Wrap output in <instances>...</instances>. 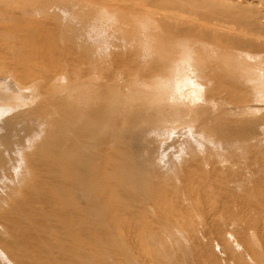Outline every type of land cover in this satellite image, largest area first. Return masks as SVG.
I'll use <instances>...</instances> for the list:
<instances>
[{"label":"rangeland","instance_id":"374dc122","mask_svg":"<svg viewBox=\"0 0 264 264\" xmlns=\"http://www.w3.org/2000/svg\"><path fill=\"white\" fill-rule=\"evenodd\" d=\"M0 9V264H264V0Z\"/></svg>","mask_w":264,"mask_h":264},{"label":"bare ground","instance_id":"6f19581e","mask_svg":"<svg viewBox=\"0 0 264 264\" xmlns=\"http://www.w3.org/2000/svg\"><path fill=\"white\" fill-rule=\"evenodd\" d=\"M13 1H14V0H13ZM165 2H166V1H165ZM17 3H18V2H17ZM121 3H122V2H121ZM172 3H173V2H172ZM47 5H48V4H47ZM33 7H35V6H33ZM14 8H16V7H14ZM14 8H13V9H14ZM42 8H43V7H42ZM47 8H48V6H47ZM24 9H25V8H24ZM34 10H35V9H34ZM49 10H50V9H49ZM49 10H48V11H49ZM9 11H10V12H9ZM13 11H14V10H13ZM15 11H16V10H15ZM15 11H14V12H15ZM55 11H56V10H55ZM57 11H58V10H57ZM167 11H168V10H167ZM14 12H11V10H8V11H7V10H4V9H3V10L0 9V14L3 15V18H2L3 21H1V22H4V24H5V27H4V28H5L6 32H7V31L10 32V31H12L13 29H14L13 32H15V29L18 30V28L23 27V26H24L23 24L26 23V21H25V19H24L26 16L23 17V18L21 17V16H23V13H24V12H22V15H20L21 13H18V12H17L18 15H16L17 13H14ZM49 12H50V11H49ZM57 13H58V12H57ZM68 13H69V12H68ZM24 14L27 15V16H30V13H28V14L24 13ZM45 14H46V12H45ZM47 14H49V13H47ZM55 14H56V13H55ZM58 14H59V13H58ZM74 14H75V13H74ZM120 14H121V13H120ZM173 14H174V13H173ZM19 15H20V16H19ZM0 16H1V15H0ZM37 16H38V15H37ZM37 16H36V17H37ZM169 16H170V15H169ZM20 17H21V18H20ZM34 17H35V16H34ZM34 17H33V18H34ZM29 18H30V17H29ZM29 18L27 17L26 19H29ZM41 18H42V17H41ZM43 18H44V17H43ZM54 18H55V17H54ZM30 19H31V21L33 20L32 18H30ZM35 19H36V18H35ZM39 19H40V18H39ZM47 19H48V18H47ZM68 19H69V18H68ZM22 20H24L25 22L23 21V23H22ZM40 20H41V19H40ZM40 20H38V21H40ZM56 20H57V19H56ZM27 21H28V20H27ZM31 21H30V23H31ZM43 21H44V20H43ZM45 21H46V20H45ZM57 21H59V19H58ZM61 21H62V20H61ZM50 22H51V21H50ZM55 22H56V21H55ZM63 22H64V21H63ZM19 23H20V24L22 23V24H21V25H22L21 27H20V24H19ZM58 23H59V22H58ZM165 23H166V22H165ZM195 23H196V22H195ZM200 23H201V22H200ZM16 24L19 25V27L17 26L18 28H17V27L14 28V27L16 26ZM33 24H34V23H33ZM41 24H42V23H41ZM49 24H50V23H49ZM54 24H56V23H54ZM54 24H53V25H54ZM68 24H69V23H68ZM0 25H1V24H0ZM2 25H3V23H2ZM25 25H26V24H25ZM43 25H44V24H43ZM60 25H62V24H59V26H60ZM26 26L28 27V25H26ZM44 26H45V25H44ZM168 26H169V25H168ZM39 27H40V26H39ZM41 27H42V26H41ZM52 27H53V26H52ZM54 27H55V25H54ZM187 27H188V26H187ZM55 28H58V26L55 27ZM70 28H71V27H70ZM9 29H11V30H9ZM23 29L25 30L24 27L22 28V30H23ZM60 29H61V28H60ZM17 30H16V33H17L19 30H20L19 33H21V29H19L18 31H17ZM71 30H72V29H71ZM163 30H164V29H163ZM45 31H46V30H45ZM13 32H12V34H14ZM23 32H24V31H23ZM23 32H22V33H23ZM25 32H27V31L25 30ZM25 32H24V33H25ZM55 32H56V31H55ZM7 33H8V32H7ZM10 33H11V32H10ZM27 33H28V32H27ZM42 33H44V32H42ZM42 33H41V34H42ZM67 33H68V32H67ZM72 33H73V32H72ZM8 34H9V33H8ZM25 34H26V33H25ZM30 34H31V33H30ZM44 34H45V33H44ZM49 34H50V33H49ZM5 35H6V34H5ZM42 36H43V35H42ZM29 37H30V36H29ZM53 37H55V36H53ZM170 37H171V36H170ZM62 38H63V37H62ZM19 39H20V38H19ZM42 39H43V37H42ZM58 39H59V38H58ZM22 40H23V39H22ZM49 40H50V38H49ZM209 40H210V39H209ZM55 43H56V42H55ZM21 44H22V43H21ZM9 45H10V44H9ZM10 46H11V45H10ZM43 46H44V45H43ZM205 47H206V46H205ZM207 48H208V47H207ZM25 49H26V48H25ZM169 49H170V48H169ZM136 50H137V49H136ZM18 51H19V50H18ZM21 52H22V51H21ZM175 52H176V51H175ZM3 53H4V52H3ZM13 53H14V52H13ZM14 55H15V54H14ZM14 57H16V56H14ZM95 60H96V59H95ZM169 61H170V60H169ZM132 64H133V63H132ZM64 66H65V65H64ZM168 67H169V66H168ZM169 68H170V67H169ZM162 69H163V68H162ZM97 70H98V69H97ZM166 70H167V69H166ZM158 71H159V70H158ZM28 74H30V73H27V75H28ZM29 76H30V75H29ZM218 78H219V77H218ZM57 80H58V79H57ZM42 82H43V81H42ZM76 86H77V85H76ZM55 88H56V87H55ZM51 93H52V92H51ZM51 97H52V95H51ZM59 98H60V97H59ZM98 101H99V100H98ZM45 102H46V101H45ZM66 102H67V101H66ZM52 103H53V102H52ZM57 103H58V102H57ZM74 104H75V103H74ZM96 104H97V103H96ZM64 105H65V104H64ZM90 105H91V104H90ZM59 106H60V105H59ZM67 106H68V105H67ZM70 107H71V105H70ZM70 107H69V108H70ZM59 108H60V107H59ZM60 109H61V108H60ZM75 109H76V108H75ZM69 110H70V109H69ZM42 111H43V110H42ZM46 111H47V110H46ZM46 111H45V112H46ZM55 111L57 112L56 108H55ZM55 111H54V113H52L53 116H54V114H55V116H56V112H55ZM97 111H98V110H97ZM138 111H139V110H138ZM43 112H44V111H43ZM50 112H51V111H50ZM58 112H59V110H58ZM61 112H64V111H61ZM68 112H69V111H68ZM76 112H77V111H76ZM64 113H65V112H64ZM66 113H67V112H66ZM92 113L96 114V115H95V119H93V120H97V119H96V118H97V117H96V116H97V113H96V112H92ZM138 113H139V112H138ZM141 113H142V112H141ZM39 114H40V113H39ZM57 114H58V113H57ZM59 114H60V113H59ZM70 114H71V113H70ZM75 114H76V113H75ZM88 114H89V113H88ZM90 114H91V113H90ZM105 114H106V113H105ZM50 115H51V113H50ZM50 115H48V116H50ZM62 115H64V114L62 113ZM62 115L60 114L59 116H62ZM76 115L79 116V114H76ZM80 115H81V114H80ZM142 115H143V114H142ZM46 116H47V115H46ZM66 116H67V115H66ZM69 116H70V115H69ZM64 117H65V116H64ZM80 117H81V119L83 120L85 116H83V118H82V116H80ZM90 117H91V116H90ZM39 118H40V117H39ZM44 118H45V117H44ZM46 118H47V117H46ZM48 118H49V117H48ZM57 118H58V116H57ZM59 118L61 119L62 117H59ZM59 118H58V120H59ZM65 118H66V117H65ZM65 118H64V119H65ZM70 118H73V117H70ZM75 118H76V116H75ZM87 118H88V117H87ZM52 119H53V120H52ZM52 119H51L52 121L57 122L56 124H55V122H54L55 125H57V124L60 123V122H58V120H55L56 117H55V119H54V117H52ZM62 119H63V118H62ZM64 119H63V120H64ZM67 119H68V118H67ZM78 119H79V118H78ZM98 119H100V118H98ZM45 120H47V119H45ZM72 120H73V119H72ZM75 120H76V119L73 120L74 123H73V126H71V128L74 127L73 129H75V127H76V129H77L78 127L81 126V124H84V123H85V122H84V123H81V124H80V123H78V120H76L77 122H76ZM48 121H49V119H48ZM60 121H61V120H60ZM84 121H85V120H84ZM91 121H92V120H91ZM49 122H50V121H49ZM67 122H68V121H67ZM95 122H96V121H95ZM99 122H100V121H99ZM42 123H43V122H42ZM77 123H78V124H77ZM93 123H94V122H93ZM47 124H48V123H47ZM51 124H52V122H51ZM64 124H65V122L63 123V125H64ZM66 124H67V123H66ZM66 124H65L64 126H66ZM68 124H69V123H68ZM60 125H61V124H60ZM84 125H85V124H84ZM57 126H59V125H57ZM61 126H62V125H61ZM82 126H83V125H82ZM91 126H92V125H91ZM7 127H8V126H7ZM55 127H56V126H55ZM66 127H68V126H66ZM14 128H15V127H14ZM17 128H18V127H17ZM56 128H57V127H56ZM63 128H64V127H63ZM63 128H62V129H63ZM69 128H70V125H69ZM88 128H89V127H88ZM5 129H7V128H5ZM9 129H10V128H9ZM65 129H66V128H65ZM67 129H68V128H67ZM67 129H66V130H67ZM76 129H75V130H76ZM79 129H80V128H79ZM7 130H8V129H7ZM66 130H65V131H66ZM77 130H78V129H77ZM8 131H9V130H8ZM57 131H58V130H57ZM61 131H62V130H61ZM65 131L63 130L64 133H65ZM68 131H69V130H68ZM5 132H6V131H5ZM59 132H60V131H59ZM66 132H67V131H66ZM71 132H72V131H71ZM71 132H70V133H71ZM79 132H80V130H79ZM3 133H4V132H3ZM64 133H63V134H64ZM90 133H91V132H90ZM4 134H6V133H4ZM10 134H11V133H10ZM10 134H9V136H10ZM73 134H75V133H73ZM78 134H79V133H78ZM95 134H96V133H95ZM71 135H72V134H71ZM4 136H5V135H4ZM6 136H7V135H6ZM9 136H7L6 138H8ZM92 136H93V134H92ZM71 137H72V136H71ZM74 137H75V136H74ZM93 137H94V136H93ZM63 138H64V137H63ZM65 138H67V137H65ZM76 138H77V137H76ZM7 140H8V139H7ZM62 140H63V139H62ZM68 140L70 141L69 138H68ZM90 140H91V138H90ZM5 141H6V140H5ZM17 141H20V140H17ZM60 141H61V140H60ZM9 142H10V141H9ZM20 142H21V141H20ZM40 142H41V141H40ZM70 142H71V141H70ZM88 142H90V141H88ZM21 143H22V142H21ZM21 143H20V145H21ZM56 143H57V142H56ZM58 143H59V142H58ZM91 143H92V141H91ZM64 144H65V143H64ZM74 144H76V142H75ZM74 144H72L73 147H75ZM85 144H86V143H85ZM1 145H2V144H1ZM81 145H82V144H81ZM94 145H95V144H94ZM7 146H8V144H7ZM7 146H6V147H7ZM64 146H65V145H64ZM76 146H77V145H76ZM44 147H45V146H44ZM56 147H58V146L56 145ZM89 147H90V145H89ZM91 147H93V146L91 145ZM61 148H62V147H61ZM75 148L77 149L78 146L75 147ZM127 148H128V147H127ZM1 149H2V148H1ZM9 149H10V148H9ZM12 149H13V147H12ZM41 149H42V147H41ZM58 149H60V148H58ZM68 149H69V148H68ZM83 149H84V148H83ZM83 149H82V150H83ZM87 149H88V148H87ZM93 149H94V148H93ZM2 150H3V149H2ZM74 150H75V149H74ZM7 151H8V150H7ZM21 151H22V149H21ZM27 151H29V150H27ZM72 152H73V151H72ZM123 152H124V151H123ZM12 153H13V152H12ZM73 153H74V152H73ZM82 153H83V151H82ZM74 154H75V153H74ZM74 154H73V155H74ZM79 154H80V153H79ZM86 154H87V153H86ZM86 154L83 153L82 158L85 159V157H86V158L88 157V159H89L91 156L86 155ZM118 154H119V153H118ZM67 155H69V154H67ZM70 155H71V154H70ZM76 155H77V154H76ZM29 156H30V155H29ZM31 156H32V155H31ZM111 156H112V155H111ZM70 157H71V156H70ZM74 157H76V156H74ZM13 158H14V157H13ZM27 158H28V157H27ZM96 158H97V157H96ZM67 159H68V157H67ZM90 159H92V158H90ZM111 159H112V158H111ZM111 159H110V160H111ZM114 159H115V158H114ZM52 160H53V159H52ZM52 160H51V161H52ZM96 160H97V159H96ZM110 160H109V162H110V163L112 164V166H113V165H114V164H113L114 161H112V160L110 161ZM28 161H29V160H28ZM33 161H34V160H33ZM49 161H50V160H49ZM80 161H81V163H80V162L78 163L79 166H80L81 164L84 163L83 165H84V167H85V166L87 165L86 163H89V164H90V161H91V160H90V161L87 160V162H86V160H85V162H84V160H80ZM54 162H55V161H54ZM54 162H51V163H54ZM63 162H64V161H63ZM68 162H69V161H67V162L65 161V162H64L63 165L65 166V168L67 167L66 165L69 164ZM71 162H72V161H71ZM109 162L106 163V165H107V164L109 165ZM116 162H117V161H116ZM122 162H123V161H122ZM30 163L32 164V160H31ZM33 163H35V162H33ZM38 163H39V160H38V162L36 161V164H37V165H38ZM40 163H41V161H40ZM40 163H39V167L42 165V163H41V164H40ZM61 163H62V161H61ZM65 163H66V165H65ZM138 163H139V162H138ZM31 164H30V165H31ZM57 164H58V163H57ZM76 164H77V163H76ZM85 164H86V165H85ZM94 164H95V162H94ZM30 165H29V168H31ZM33 165H34V164H33ZM33 165H32V166H33ZM47 165H48V164H47ZM51 165H52V164H51ZM51 165H49L48 167L50 168ZM54 165H56V164H54ZM63 165H61V166L64 168ZM72 165H73V167H74V161H73V164H72ZM108 165H107V166H108ZM130 165H131V164H130ZM132 165H133V164H132ZM34 166H35V165H34ZM44 166H45V165H44ZM61 166H60V161H59V165H58V167H60L59 170L62 169ZM87 166H88V165H87ZM87 166H86V167H87ZM89 166H90V165H89ZM89 166H88V167H89ZM109 166H110V165H109ZM114 166H115V165H114ZM114 166H113V167H114ZM0 167H1V166H0ZM27 167H28V166H27ZM41 167H42V166H41ZM48 167H47V169H49ZM56 167H57V166H55V169H56ZM82 167H83V166H82ZM84 167H83V170H82V171H84ZM95 167H96V166H95ZM130 167H131V166H130ZM130 167H129V168H130ZM29 168H28V169H29ZM35 168H37V167L35 166ZM35 168H34V169L32 168V170H35ZM42 168L45 169L44 172H47V171H48V170L46 171V168H44V167H42ZM69 168H70V169L72 168V167L70 166V164H69V167H68V170L70 171ZM80 168H81V167H80ZM115 168H116V166H115ZM120 168H121V167H120ZM124 168H125V167H124ZM127 168H128V167H127ZM40 169H41V168H40ZM53 169H54V168H53ZM55 169H54V170H55ZM57 169H58V168H57ZM103 169H104V168H103ZM107 169H108V167L106 168V170H107ZM110 169H111V167L109 168V170H110ZM134 169H135V168H134ZM51 170H52V167H51V169H50L49 171H51ZM63 170H65V169H63ZM63 170L61 171L62 174H63ZM68 170H67V168H66V171H67V172H64V174H65V173H68V172H69ZM72 170H73V171H72ZM104 170H105V169H104ZM109 170H107L108 173L111 172V171H109ZM111 170H112V169H111ZM120 170H122V169H120ZM132 170H133V169H132ZM135 170H140V169H135ZM28 171H29V170H28ZM35 171H36V170H35ZM71 171H72V172H71ZM71 171H70L71 174H70V172H69V174H70V177L72 178V176L75 174V173H74V172H75V168H74V169H71ZM57 172H58V171H57ZM59 172H60V171H59ZM59 172H58V174H59ZM112 172H113V170H112ZM114 172H115V169H114ZM114 172H113V174H114ZM130 172H131V171H130ZM136 172H137V171L133 172V174L136 175V174L138 173V172H137V173H136ZM38 173H39V172H38ZM41 173H43V172H41ZM50 173L53 174V173H54L53 170H52V172H50ZM50 173H43V174H45V175L47 174V175H48V174H50ZM76 173H77V169H76ZM120 173H121V172H120ZM72 174H73V175H72ZM81 174H82V172H81ZM81 174H80V176H81ZM84 174H85V173H84ZM84 174H83V176H84ZM117 174H118V173H117ZM122 174H123V173H122ZM139 174H140V173H139ZM56 175H57V174H56ZM118 175H119V174H118ZM135 175H134V176H135ZM42 176H43V175L40 176V178H39L40 180L38 179V177L33 178V180H34V179H35V180H34L33 182H30V183H32V185H31V184L29 185V184L27 183L26 186L24 185L25 187H23V189L26 188V187L28 188L29 186H34V185H35L34 182L36 181V179H38V181H39V182L36 181V185H38L39 183H40L39 185H42V184H41L42 179H43V180L45 179V178H44L45 176H44V177H42ZM60 176H62V175H60ZM60 176L57 175V177H58L59 179L61 178ZM74 176H75L74 179L77 180V177H76V176H78V175L75 174ZM74 176H73V177H74ZM83 176H82V177H83ZM109 176H110V175H109ZM121 176H122V175H121ZM31 177H32V176H31ZM54 177H56V176L53 175V178H54ZM62 177H64V176H62ZM66 177H67V175H66ZM84 178H85V177H84ZM113 178H114V177H113ZM115 178H117V177H115ZM115 178H114V179H115ZM126 178H127V177H126ZM126 178H124V179L126 180ZM132 178H133V177H132ZM24 179H25V178H24ZM48 179H49V181H50V179H52V176H51V178H50V175H49V178H47V180H48ZM66 179H67V178H66ZM72 179H73V178H72ZM74 179H73V181H74ZM107 179H108V178H107ZM109 179H110V178H109ZM114 179H113V180H114ZM19 180H20V179H19ZM55 180H56V179H55ZM76 180H75V181H76ZM111 180H112V179H111ZM117 180H119V179L117 178ZM120 180H121V179H120ZM40 181H41V182H40ZM53 181H54V180H53ZM56 181H57V180H56ZM60 181H61V180H59V183H58V184L65 183V182H60ZM84 181H85V180H84ZM84 181H83V182H84ZM126 181H127V180H126ZM18 182H19V181H18ZM24 182H25V181H24ZM37 182H38V184H37ZM44 182H45V183H48V182H46V179H45ZM44 182H43V183H44ZM71 182H72V181H71ZM77 182H78V181H77ZM115 182H116V180H115ZM118 182H119V181H117V184L120 185ZM124 182H125V181H124ZM33 183H34V184H33ZM54 183L56 184L57 182L54 181ZM75 183H76V182H75ZM81 183H82V182H81ZM50 184H51V183H50ZM50 184H49V185H50ZM112 184H113V183H112ZM124 184H125V183H123V185H124ZM36 185H35V186H36ZM125 185H126V184H125ZM125 185H124V186H125ZM136 185H137V184H136ZM22 186H23V185H22ZM43 186H48V185H47V184H46V185L43 184ZM56 186H57V185H56ZM10 187H11V186H10ZM62 187H63V185H62ZM113 187H115V186H113ZM119 187H120V186H119ZM27 188H26V190H27ZM39 188H40V186H39ZM58 188H59V187H57L56 189H58ZM19 189L23 190L21 187H20ZM31 189H32V188H31ZM60 189H61V188H59V190H60ZM134 189H135V188H134ZM6 190H7V189H6ZM11 190H12V189H11ZM11 190H10V191H11ZM21 190H20V191H21ZM28 190H29V188H28ZM28 190L26 191L28 195L26 194L25 196H29V195L32 193L31 191H33V190H31V191L29 190V191L31 192V193H30ZM48 190H49V189H48ZM48 190H47V191H48ZM76 190H77V189H76ZM124 190H125V188H124ZM124 190H123V191H124ZM126 190H127V189H126ZM10 191H9V193H10ZM57 191H58V190H57ZM140 191H141V190H140ZM14 192H15V191H14ZM23 192H25V191H23ZM28 192H29L30 194H29ZM58 192H59V191H58ZM128 192H129V191H128ZM18 193H19V192H18ZM60 193H61V192H60ZM113 193H114V192H113ZM14 194H15V193H14ZM33 194H34V191H33L32 195H33ZM35 194L38 195V197L40 196L39 192H38V193L35 192ZM58 194H59V193H58ZM36 195H35V196L33 195V197L37 200L38 197H37ZM43 195H44V194H43ZM73 195H74V194H73ZM23 196H24V195H23ZM75 196H76V195H75ZM143 196H144V195H143ZM12 197H14V196H12ZM20 197H21V196H20ZM29 197H31V196H29ZM29 197H27L28 200H27V198H26V200H27L28 202H25V203H23V204H21V203H22L23 201H25V198L23 199V201H19V202H18V201H15V202H13V203H15V204H17L16 202H18V203L20 204V205L18 204L19 206H18V205L15 206V207H17L16 210H15V212H16V216H17L16 218H19V217H18L19 215H17V214H18L17 212H19V214L22 215V216H20V217H22V219L24 218V219L26 220V219H28V217H29L28 222L30 221V218L32 217V213H33V212L31 213V211H30L29 209H28L29 211H28V210L26 211L27 208L24 209V207H25V206H28V205H31V204H34V205L36 204V206H37V204H38L37 202L42 201V200H38V201H36V203H33V202H32V201H33V198H30V199H32V200H29ZM36 197H37V198H36ZM58 197H59V196H58ZM4 198H5V197H4ZM6 198H7V197H6ZM10 198H11V197H10ZM14 198H15V197H14ZM14 198H13V199H14ZM39 198H40V197H39ZM61 198H62V196H61ZM19 199H20V198H19ZM40 199H41V198H40ZM45 199H46V198H45ZM3 200H4V199H3ZM7 200H8V199H6V201H7ZM16 200H17V199H16ZM8 201H9V200H8ZM29 201H31L32 203L30 204ZM46 201H47V200H46ZM3 202H4V201H3ZM34 202H35V201H34ZM42 202L44 203V198H43V201H42ZM6 203H8V202H6ZM9 203H10V202H9ZM11 204H12V203H11ZM48 204H49V203H48ZM6 205H7V204H6ZM6 205H5V206H6ZM34 205H33V206H34ZM39 205H41L40 202H39ZM42 205H43V204H42ZM49 205H50V204H49ZM61 205H62V204H61ZM68 205H69V204H68ZM47 206H48V205H47ZM58 206H60V205H58ZM29 207H30V206H28V208H29ZM42 207H43V206H42ZM42 207H41V208H42ZM52 207H53V205H52ZM56 207H57V206H56ZM60 207H61V206H60ZM60 207H59V208H60ZM62 207H63V206H62ZM5 208H6V207H5ZM8 208H9V207H8ZM18 208H19L20 210H18ZM38 208H40V206H39ZM21 209H22V210H21ZM30 209H33V207L30 208ZM48 209H49V208H48ZM55 209H56V208H55ZM64 209H65V208H64ZM6 210H7V209H6ZM42 210H43V209H42ZM42 210H41V211H42ZM51 210H52V209H51ZM57 211H58V210H56V214H57ZM34 212H35V211H34ZM36 212H37V211H36ZM44 212H45V211H44ZM59 212H60V211H59ZM1 213H3V212H1ZM10 213H11V212H10ZM30 213H31V214H30ZM39 213H41V212H39ZM7 214H8V213H7ZM14 214H15V213H14ZM14 214H13V215H14ZM34 214H35V213H34ZM42 214H43V213H42ZM45 214H46V213H45ZM50 215H51V214H50ZM6 216H8V215H6ZM34 216H35V215H34ZM34 216L31 218V223H32V222L34 223V222L37 220V219H34V221H32L33 218H34ZM42 216H43V215H42ZM48 216H49V215H48ZM59 216H60V215H59ZM9 217H10V216H9ZM43 217H44V216H43ZM40 218H41V217H40ZM51 218H52V217H51ZM19 219H20V218H19ZM22 219H21V220H22ZM24 219H23L22 221H24ZM38 219H39V218H38ZM43 219H44V218H43ZM52 219H53V218H52ZM45 220H46V219H45ZM45 220H44V221H45ZM60 220H61V219H60ZM60 220H59V221H60ZM7 221H8V220H7ZM26 221H27V220H26ZM39 221H40V220H39ZM5 222H6V221H5ZM12 222H13V220H12ZM17 223H18V222H17ZM20 223H21V222H20ZM24 223H25V222H24ZM46 223H47V221H46ZM59 223H60V222H59ZM14 224H16V223H14ZM18 224H19V223H18ZM22 224H23V223H22ZM44 224H45V223H44ZM54 224H56V222H55ZM61 224H62V223H61ZM7 225H8V224H7ZM27 225H28V224H27ZM33 225H34V224H33ZM33 225H32V226H33ZM56 225H57V224H56ZM59 225H60V224H59ZM14 226H15V225H14ZM25 226H26V225H25ZM25 226H24V227H25ZM37 226H38V225H37ZM57 226H58V225H57ZM60 226H61V225H60ZM60 226H59V227H60ZM16 227H17V226H16ZM22 227H23V226H22ZM35 227H36V224H35ZM39 227H42V226L39 225ZM6 228H7V227H6ZM8 228H9V227H8ZM48 228L50 229V227H48ZM48 228H47V229H48ZM61 228H62V227H61ZM26 229H27V228H26ZM30 229H31V227H30ZM11 230H12V229H11ZM28 230H29V227H28ZM37 230H38V228H37ZM51 230H52V229H51ZM61 230H62V229H61ZM33 231H34V230H33ZM46 231H47V230H46ZM26 232H27V231H26ZM37 232H38V231H37ZM42 232H43V231H42ZM30 233H31V232H29V234H30ZM47 233H48V232H47ZM22 234H23V233H22ZM24 234H25V233H24ZM24 234H23V235H24ZM31 234H32V233H31ZM38 234H39V233H38ZM38 234H37V235H38ZM40 234H41V233H40ZM27 235H28V234H27ZM33 235H34V233H33ZM35 236H36V235H35ZM3 237H4V236H3ZM38 237H41V236H38ZM42 237H43V236H42ZM4 238H5V237H4ZM24 238H25V237H24ZM7 239H8V238H7ZM34 239H35V238H34ZM38 240H39V239H38ZM40 240H42V239H40ZM6 241H7V240H6ZM17 241H18V240H17ZM42 241H44V240H42ZM7 243H8V242H7ZM43 245H44V244H43ZM10 246H11V245H10ZM11 247H13V246H11ZM8 249H10V248H8ZM11 249H12V248H11ZM11 249H10V250H11ZM5 250H6V249H5ZM10 252H11V251H10ZM8 253H9V252H8ZM11 253H12V252H11ZM12 254H13V253H12ZM6 256H7V255H6ZM9 256L11 257V255H9ZM8 258H9V257H8ZM16 260H17V259H16ZM0 262H1V261H0ZM18 262H19V261H18ZM8 263H9V262H8ZM3 264H4V263H3Z\"/></svg>","mask_w":264,"mask_h":264}]
</instances>
